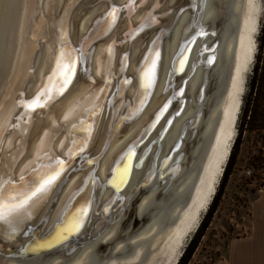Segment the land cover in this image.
I'll list each match as a JSON object with an SVG mask.
<instances>
[{
  "label": "bare ground",
  "instance_id": "6f19581e",
  "mask_svg": "<svg viewBox=\"0 0 264 264\" xmlns=\"http://www.w3.org/2000/svg\"><path fill=\"white\" fill-rule=\"evenodd\" d=\"M61 1L0 0V105L3 106L0 108V117H3L6 108L14 103L15 91L24 82L28 66L33 62L31 48L33 41L26 37V32L28 27L31 26L32 28L35 22L33 19L35 15L34 5H37L40 10L46 8L53 11L59 8ZM174 1L167 0L166 5L172 4ZM262 5V0H205L201 22L208 23L211 27L216 22L221 24L218 32L220 42L215 49L216 60L213 65L207 66L206 69L200 64L197 65L195 59L197 60L196 53L201 39L194 41L189 53V62L186 66L187 68L192 67L191 73H186L187 68L185 69V74L188 76L185 84L191 96V103L187 104L181 114L172 120L159 143L157 161L168 153L170 147L178 138L181 129H184L182 125L187 123L198 111L197 126L199 129L192 141L193 144L189 149V154L187 156L183 154L184 157L180 162L179 170L174 177H166L164 181H160L156 178V170L151 184L136 195L139 198L137 203L132 201V212L124 214L106 227L97 230L90 236L85 245L73 250L71 256L47 258L48 264H164L170 256L169 264L174 263L176 257L179 256L185 238L193 230L199 216L208 205L211 195L214 193H212V190H215L216 181L227 159L226 153H229L241 104L244 78L255 52V36L260 24ZM105 7V1L99 2L87 10L80 22H71L72 25L74 24V27L79 29L80 34L85 33L96 12L103 10ZM196 14L197 12L194 13L192 10L184 11L174 25L170 38L164 41L159 75L149 102L141 114L126 127L125 133L122 136L115 135L113 140L109 142L107 152L99 168L102 177H105L109 165L120 148L130 138L138 135L150 115L165 98L169 89L166 87V76L171 58L179 49L183 39L190 35L191 30L187 31V27L194 20ZM51 19L53 17H40L37 26L42 27L41 32L46 33L52 29L54 22ZM61 19L58 20L61 26H56L57 29L64 24V20L62 19V22ZM253 29H255L254 34L251 33ZM58 34L59 31L55 33V35ZM147 38V36H144L132 46L133 60L146 45ZM49 48L48 45L43 46L36 54V59H34V64L37 63L36 70L27 79L30 85L34 87L31 90L36 88L37 81L41 78V71L45 68L48 69L51 64L52 54ZM102 52V43L97 44L94 53L90 56V65H92L95 73L101 71ZM246 65L247 70L243 78L242 68ZM32 67L34 68L33 65ZM133 67L132 62L131 71ZM204 72L207 79H212L213 86L209 93H206L204 98L196 103L194 100L195 91L204 78ZM134 85L132 84L128 88V94H132ZM90 87L91 84L87 83L85 78L77 81L71 91L67 92L52 108L45 111V113L41 111L37 113L41 115L43 121L38 120L34 123L29 135H22L21 127H13L6 134V137H3L0 141L3 151L12 148L17 143V154L26 147L29 149L24 157L27 158L30 153H36L37 149L45 147L47 142L51 144L55 130L59 131L56 124L57 120L62 115L64 120L71 117L82 103V98L83 100L87 98L85 94L79 97L78 95ZM240 91L242 92L240 93ZM109 120L110 117L104 125L103 132L108 130ZM45 124H49V126L46 127ZM161 124L162 122L151 133L147 142L151 141ZM39 126L44 127L39 129ZM185 132L184 137L180 139V149L183 152L186 149V141L190 135V130L188 129ZM103 136L104 134L100 138L101 142ZM61 137L60 132L51 144L53 148H58L60 140H62ZM154 148L155 144H152L151 152ZM5 159L7 160L8 157H5ZM25 161L23 160L18 164L14 163L16 170H19ZM148 163L149 160L143 163L141 168L132 169L127 185L123 189L124 194L141 178ZM82 174L76 176L81 177ZM76 176L69 179L63 188L61 198L51 211L48 228L61 211L66 196L78 183L75 180ZM110 192L111 189L106 188L104 196L106 197ZM43 203L44 200L37 206L32 215H36L40 209L41 212L37 218L43 214L49 200L45 206ZM202 205L205 207L199 210ZM130 216L137 217L139 223L137 227L130 224L128 218ZM7 240L10 241V239ZM101 241L110 242L107 250L100 247ZM39 257L42 258V256ZM8 259L10 262L15 260L11 257H8ZM18 260L22 261L21 264H41L42 259L34 262H29L28 259L24 260L23 258ZM47 260L43 259L44 264ZM119 261L121 262L117 263Z\"/></svg>",
  "mask_w": 264,
  "mask_h": 264
},
{
  "label": "water",
  "instance_id": "95a60500",
  "mask_svg": "<svg viewBox=\"0 0 264 264\" xmlns=\"http://www.w3.org/2000/svg\"><path fill=\"white\" fill-rule=\"evenodd\" d=\"M101 1L106 2V7L103 10L96 12L86 32L80 34L79 29L74 27V24L72 25L71 22L73 23L80 22L81 18L86 14L87 10ZM166 2L167 0H144V2L141 3V0H134V3L132 5H129L128 7H122L123 5L128 4V0H62L59 8L53 11H51L50 9L48 10L46 8H42V10H40L37 5H34L35 15L33 16V19L35 20V22L32 28L31 26L28 27L26 32V37L30 38V40L33 41L31 45L33 62H31L28 66V70L26 72L27 76L25 77L24 82H22L19 85V88L15 91L14 103L10 105L8 108H6L3 114V118H7L10 116V119L6 120L5 126L3 128L2 136H0V141L3 137H6V134L13 127H15V125L17 124L16 117L18 116L21 117L20 127H21L22 135L25 134L29 135L31 129L33 128L32 125L36 123L38 120L43 121L41 115L37 113L39 111L45 113V111L52 108L54 104L59 102L66 95L65 94L63 97L58 98L55 102L49 104L44 109H37L35 112L31 114L30 118L22 115L23 113L22 109L15 108V104L20 99V93L23 92L26 98H30L38 90V88L41 86L42 80L45 78L46 74L51 70L52 64L55 61V54L58 51V47L60 45L59 38H60L61 28L57 29V27L61 26V23H58L59 19L62 18L64 20V24L63 23L62 24L67 31L68 43L71 45L72 48L77 49L78 56L80 54V51L83 50H86L88 53H90L91 56L94 53L97 44L102 43L103 52L101 59L102 62L101 71L99 73L94 72L92 65H90L91 60H89L87 63L82 61V63L79 65L80 68L87 67L89 69L91 79L90 80L86 79V82L90 83L91 87L86 88L83 92H81L78 95L79 97L85 94L87 98L86 100L85 99L83 100L82 98L81 101L82 103L79 105L78 109H76V112L71 117L64 120L62 115L57 120L56 124L57 127L59 128V131L55 130L54 136L52 137V141H51L52 144V142L55 140V137L58 135V133L61 132L62 140H60V144L57 149L53 148V145L47 142L45 144V147L37 149L36 153L32 152L28 155L27 158H24L26 152H28L29 150L27 147L22 152L17 154L16 153V150L18 149L17 143L13 145L12 148L7 149L6 151H3L2 145L0 143V165H3L4 163H8L12 168L11 174L14 177H16L19 175L21 169H26V166L32 161H34L35 158L39 156L42 152L47 151L53 157L57 155H61L62 157V153L63 151L66 150V145L69 141L68 129L70 127V123L75 122L78 118H82L81 114L84 113V109L90 107L95 102L97 95L99 94L100 100L103 102L102 107L100 108L98 114L94 118V122L92 123V131L88 139V147L85 149V153L88 155L90 159L93 157H96L98 159L96 163H93L91 165L82 164V162L78 158L70 162L69 169L72 167H76L77 171L70 174L67 182L69 181V179L76 176L77 174H82V173L83 174L81 177L76 176L75 180L78 181V183L74 185V187L70 190V192L66 196L62 208L69 201L70 195L74 191L78 190L79 186L83 182V179L87 177L90 173L99 180L100 187L92 190L91 195L93 197L94 203L90 207L89 217L86 220L84 228L81 229V232L77 234L76 237H73L64 245L58 246L57 248L52 250H48L45 253H24L21 251L23 245L29 243L31 239L30 237L18 235L15 236L14 239H10V241L0 239V245H1L0 258H2L0 260V264H21L22 261L18 260L21 258H23L24 260L28 259L29 262H34L35 260L38 259L47 260V258L49 259L54 256H65V257L71 256L73 250H75L77 247L85 245L86 241L97 230L106 227L113 220L119 219L124 214L133 211L132 201H134V203H137L139 198L136 197V195L138 194L139 191L148 187L151 184V181L155 177L156 170H157L156 178L160 181H164L166 177L168 178H171L172 176L174 177L177 171L179 170L180 162H182L184 155L187 156V154H189V149L193 144L192 141L194 140L195 135L197 134L199 129L197 126L198 111L187 123H184L182 125L184 129L183 130L181 129L178 138L172 144L168 153H166L159 161H157V156L159 153L158 149L161 139L163 138V136L165 135L171 124L168 123V120H171L172 122V120L175 117L181 114L185 106L191 103V96L189 95L185 84V81L188 79L187 74H185V69L187 68L186 66L190 58L189 53L191 52L194 42L192 43L190 49L189 48L185 49V51H187L188 53V56L185 61V64L183 65L182 70L176 71L175 69L180 68L178 53L181 50V45H183L185 43V40L189 39L190 36L195 35L194 27L202 28L206 33L204 36H200L196 38V39H201V43L197 48V53H196L197 60L195 59V63L197 65L199 64L202 65L203 68L206 69L207 66L209 67L213 65V63L216 60L215 49L217 48V45L220 42V34H218V32L221 27V24H218L216 22V24L211 27V25H209L208 23H202L201 22L202 18L199 19V22L197 24H194V20L190 22L189 26L187 27V31L191 30L190 35L187 38L183 39L179 49L173 54L171 58L169 71L166 76L167 77L166 87L169 89L165 98L157 106V108L154 110L152 115H150L149 119L145 122V125L141 128V131L138 133V135L134 138H130L124 144V146L120 148L114 160L109 165L105 177H102L99 173L101 161L107 152L109 142L113 140L115 135L122 136L125 133L126 127L141 114L145 106L148 104L149 99L155 88V84L159 75L161 59L157 62V67L155 71V77H156L155 83L153 84V87L151 89V94L148 96L146 104H144L138 112L133 113L131 111V108L135 104L134 97H136L137 90L139 87L137 70L141 67V62L144 60V57L148 52L149 46L152 44L153 39H157L159 41V50L161 57L163 43L165 40L170 38L171 31L174 25L178 22L180 15L182 14L179 12V10L181 8H184V11L191 10L189 8L190 0H175L172 4H168V5H166ZM155 4H158L159 7H153V5ZM113 6L120 9V11L116 16L115 21L111 24V26L107 27L106 31L101 32L100 28L104 24L106 14L108 13L109 9ZM202 13H200L198 9L196 16L197 15L202 16ZM150 14L156 17L157 23L155 24L151 23V20L149 18ZM40 17H48V18L53 17V19H51L54 22V26L51 29L52 31L48 30L46 33L41 32L42 27L40 28L39 26H37ZM57 31H59V34L55 35ZM254 32L255 29H253L251 33L254 34ZM144 36L148 37L147 38L148 40H146L147 41L146 45L144 46L140 54L137 57H135L133 60L132 46ZM46 45L50 46L49 51L52 54L50 60L51 64L49 65L48 69L45 68L41 71L40 74L41 81L40 80L37 81L38 84L36 88L31 90L34 87L30 85L29 80L27 79H29L31 77L30 74L34 73V71L36 70L35 67H37V63L34 64V59H36L37 56L36 54L38 50H41L40 48ZM85 45H86V49L84 48ZM210 56L213 58L212 63H208V58ZM125 58L127 64L126 67H122V63ZM250 59L251 58L249 56V60ZM132 62L134 64V67L133 70L131 71L130 69ZM32 65L34 66V68L32 67ZM30 69L31 71H29ZM191 70L192 67L190 66L186 69L187 71L186 73L188 74L191 73ZM246 70H247V65L244 66V68H242V72L244 73L243 78ZM203 77L204 78L202 82L199 84V86L195 91L194 100L196 103L201 101L206 95V93L207 94L209 93V91L213 86L212 79L209 78L207 79L205 72ZM81 80L82 79H80V81ZM106 80L108 81V83H105ZM124 80H129L131 81V83L124 84L123 83ZM132 84H135L134 90L132 94H128L127 90ZM101 88L104 89L103 93H101ZM181 89L183 91H181ZM241 92L242 91H240V93ZM173 96H175V99L171 100L168 109L163 114V116H161L160 120L156 123V126L154 128H149V125L155 119L156 113L165 103H168L169 99ZM108 101L112 102L111 107H109ZM121 101H123V106L119 107V110H117L118 106L121 105ZM176 112H178L179 115H175ZM84 115H86V113H84ZM109 117H110L109 128L106 132L105 131L103 132L104 125ZM165 117H167V120L165 119ZM25 119H28L27 125L23 123ZM161 122L163 128L160 125L157 133L154 135L151 141L147 142L151 133L155 130V128H157V126ZM44 126L47 127L49 126V124L47 125L45 124ZM39 127H40L39 129H42L41 126ZM25 128L27 129L26 133L24 131ZM188 129L190 130V135L186 141L185 152H183V150L180 149L181 146L180 139L184 137L186 133L185 131ZM102 134H104V136H103V141L101 142L100 138ZM77 138H79V136ZM153 141L155 142L153 143ZM152 144H155V148L151 152ZM177 144L179 145L178 148L176 147ZM130 146L134 147L136 155L133 157L132 166L130 167L129 174L131 173L133 168H141L143 163L147 162L148 160L149 163L145 168L144 170L145 172L143 173L141 178L131 186V188L127 193L124 194L123 189L127 184H124L120 189H116L112 185L108 184L107 181L111 177L110 166L115 167L116 160L119 159L120 156L123 153H125ZM173 149L175 150L173 151ZM5 157H8V159L6 160ZM166 157H170V158L166 159ZM224 159L225 156L223 158V161ZM23 160L24 161L26 160L25 163L21 166V168H19V170L18 169L16 170V166L14 165V163L18 164ZM153 165H155V167H153ZM69 169H65V172L62 174V177L63 175L69 174ZM217 173L215 174V176L217 175ZM148 176H151L150 180H146ZM67 182L63 185L62 189L59 191L58 197L54 200V206L50 208V205L53 204V197L56 195V187L60 183L59 180L57 181V185H54L52 189L41 200H39L35 205V207L32 209V213H33L37 209V206L43 200H44L43 203L44 206L49 200L46 209L39 218L37 217L40 214L41 209L40 211H38V213H36V215H32V220L30 221V225L32 226V231L35 236L37 237L42 236L52 225L53 222L51 223L49 228L47 227L51 215L47 218L46 223L42 222L43 217L45 216L46 212L49 211V209L50 211H52L55 208L57 202L61 198L60 196L62 194V190L67 184ZM106 188H110L111 192L105 197L104 190ZM79 200L80 197L77 198V201H73V203H77ZM105 207H108L107 213H105L104 211ZM204 207H205L204 205L200 206L199 210ZM128 218L131 225L133 224L134 227L138 226L139 223L137 217L130 216ZM86 228L87 230H85ZM24 231H27V229H25ZM100 245H101L100 247H102L103 250H107L108 247L110 246V242L101 241ZM8 253L11 254L9 255ZM39 256H42V258H40ZM8 257L15 258V260L10 262ZM120 262L121 261L117 263ZM45 264H48V260L45 262Z\"/></svg>",
  "mask_w": 264,
  "mask_h": 264
},
{
  "label": "snow or ice",
  "instance_id": "6c2138e0",
  "mask_svg": "<svg viewBox=\"0 0 264 264\" xmlns=\"http://www.w3.org/2000/svg\"><path fill=\"white\" fill-rule=\"evenodd\" d=\"M144 0H141L143 3ZM134 0H128L127 5L122 7H128L132 5ZM153 7H159L158 4ZM205 7V0H190L189 8L196 13H202ZM120 9L113 6L109 9L106 14L103 26L100 28L101 32L107 30L111 24L115 21L117 14ZM180 13L184 12V8L179 10ZM151 23H157L155 16L150 14L149 16ZM202 16L197 15L194 17V24L199 22ZM195 35L190 36L189 39L185 40V43L181 45V50L178 53L180 68L175 69L180 71L185 64L188 53L185 51L186 48H191L192 43L197 37L204 36L206 33L202 28L194 27ZM60 45L58 51L55 54V62L51 67V70L46 74L42 80L41 86L30 98H26L23 92L20 93V99L15 104V108L23 110L22 115L25 117H31V114L37 109H44L49 104L55 102L58 98L63 97L67 92L71 91L75 83L82 79H91L90 71L87 67L80 68L79 65L83 62L87 63L90 60V53L86 50L80 51L79 56L77 55V49L71 47L67 40V31L62 26L60 30ZM86 49V45L84 46ZM161 59L159 50V41L153 39L152 44L149 46L148 52L141 62V67L137 70V76L139 80V87L137 95L134 97L135 104L132 106L131 111L133 113L138 112L144 104L147 102L148 96L151 94V89L155 83V71L157 62ZM212 57L208 58V63H212ZM126 58L122 63V67H126ZM31 71V69L29 70ZM105 83H108L106 80ZM124 84H129L131 81L124 80ZM181 91H183L181 89ZM202 91V90H201ZM104 89L101 88V93ZM175 99V96L171 97L168 103H165L160 110L156 113L155 119L149 125V128H154L156 123L160 120L161 116L166 112L171 103V100ZM102 101L100 100L99 94L95 102L84 109V113L81 114L82 118H78L75 122L70 123L68 129L69 141L66 145V150L61 155L53 157L47 151L42 152L35 158L34 161L26 166V169H21L18 176L14 177L12 168L8 163L0 165V239H14L15 236L23 235L30 237V241L24 244L21 251L24 253H45L48 250L57 248L58 246L64 245L73 237L81 232L84 228L87 218L89 217V211L91 205L94 203L91 195L92 190L100 187L99 180L91 173L83 179L82 184L78 190L74 191L69 201L62 208L61 212L57 215L55 221H53L50 228L42 235L35 236L32 231L30 221L32 220V209L35 207L37 202L41 200L54 185H57V181L60 183L56 187V195L53 197L54 200L58 197L59 191L63 185L67 182L71 173L77 171L76 167L69 169V164L74 159H79L82 164L91 165L96 163V157L89 158L85 153V149L88 147V139L92 131V123L94 122L95 116L98 114L102 107ZM109 107L112 102L108 101ZM123 106V101L121 105ZM3 106L0 105V108ZM175 115H179L178 112ZM10 119L0 117V136H2L3 128L6 120ZM21 117H16L17 124L15 127H20ZM167 120V117H165ZM25 125L28 123V119L23 122ZM171 123V120H168ZM118 127V125H117ZM163 128V125H161ZM25 133L27 129H24ZM79 136V138H77ZM155 141H153L154 143ZM178 148L179 145L177 144ZM175 149H173L174 151ZM136 155L134 147L130 146L128 150L123 153L119 159L116 160V166L111 167V177L107 181L108 184L112 185L116 189H120L124 184L127 183L130 167L132 166L133 157ZM170 157H166L169 159ZM14 159V158H13ZM155 167V165H153ZM65 169H69L68 175L62 174ZM151 176H148L146 180H150ZM80 200L77 203V198ZM105 213L108 211V207L104 209ZM51 215L49 209L43 217V221H47V218ZM27 229V231H24ZM9 255L11 253H8ZM41 264H44L43 259Z\"/></svg>",
  "mask_w": 264,
  "mask_h": 264
},
{
  "label": "rangeland",
  "instance_id": "374dc122",
  "mask_svg": "<svg viewBox=\"0 0 264 264\" xmlns=\"http://www.w3.org/2000/svg\"><path fill=\"white\" fill-rule=\"evenodd\" d=\"M262 3L260 24L257 35L255 34V52L252 63L245 75L241 104L233 139L229 147L230 152L237 137L239 140L234 160L210 222L200 236L199 242L187 264L225 263L226 246L230 240L241 236L247 229L250 217L249 205L257 197L258 189L264 181V121H260V117L256 114L249 118L250 110L252 109L253 112L254 109H257L255 105L261 103L259 99L255 100V98L259 86L258 74L264 68V0H262ZM228 155L229 153H227V158ZM226 160L224 163H226ZM222 171H220L221 174ZM221 174L216 181L214 193L217 190ZM214 193L199 216L193 230L185 238L174 264H176L189 240L195 235ZM170 260L171 257L164 264H169Z\"/></svg>",
  "mask_w": 264,
  "mask_h": 264
},
{
  "label": "crops",
  "instance_id": "0c3cea01",
  "mask_svg": "<svg viewBox=\"0 0 264 264\" xmlns=\"http://www.w3.org/2000/svg\"><path fill=\"white\" fill-rule=\"evenodd\" d=\"M249 210L248 227L227 244L224 264H264V181Z\"/></svg>",
  "mask_w": 264,
  "mask_h": 264
},
{
  "label": "trees",
  "instance_id": "16d2710c",
  "mask_svg": "<svg viewBox=\"0 0 264 264\" xmlns=\"http://www.w3.org/2000/svg\"><path fill=\"white\" fill-rule=\"evenodd\" d=\"M256 64H257V61H256ZM256 64H255V66H256ZM258 75H259L258 76V82H259L258 85L259 86L257 87V96H256L255 100L259 99L261 101V103L255 105L257 107V109H254L253 112H252V109L250 110L249 118L252 117V115L256 114L257 116L260 117V121H264V68ZM238 140L239 139L236 137V139L233 142L232 148L229 152L228 158H227L225 166L223 168V171H222V174L220 177V181L217 185V190L212 197V201H211L210 205L208 206V209H207L205 215L202 217L200 224H199V226L195 232V235L189 240V243L183 249V252L181 253L176 264H187V262L189 261L193 251L195 250V248L199 242L200 236L203 234V231L208 226L210 219H211V216H212V213L215 210L217 200L219 199L220 194L222 192L223 185L226 182V177L230 173L231 165L233 163L234 156H235L236 149H237V145H238Z\"/></svg>",
  "mask_w": 264,
  "mask_h": 264
}]
</instances>
